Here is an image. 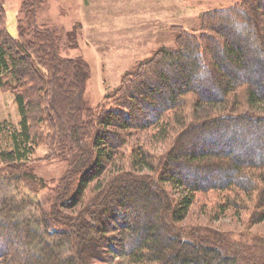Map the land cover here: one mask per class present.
Segmentation results:
<instances>
[{
    "label": "trees",
    "instance_id": "16d2710c",
    "mask_svg": "<svg viewBox=\"0 0 264 264\" xmlns=\"http://www.w3.org/2000/svg\"><path fill=\"white\" fill-rule=\"evenodd\" d=\"M42 2H23L13 38L0 0V91L19 113L0 122V179L13 183L0 202V264H264L221 236L177 228L207 191L222 194L219 217L264 220V0L202 12L198 32L174 30L172 47L126 71L95 107L82 98L87 62L62 57L59 36L36 22ZM203 104L222 107L200 115ZM254 140L259 153L232 156ZM38 148L69 162L53 189L33 171Z\"/></svg>",
    "mask_w": 264,
    "mask_h": 264
},
{
    "label": "rangeland",
    "instance_id": "374dc122",
    "mask_svg": "<svg viewBox=\"0 0 264 264\" xmlns=\"http://www.w3.org/2000/svg\"><path fill=\"white\" fill-rule=\"evenodd\" d=\"M24 1L3 0L6 28L13 38L19 37L17 20L19 16L23 17L22 14L20 15V10ZM240 1L43 0L36 13V22L50 27L59 36L62 57H81L87 62L90 77L86 81L82 98L88 106L95 107L113 92L126 71L150 57L157 49L172 47L174 30L180 27L190 33L198 32V17L202 12L226 9ZM243 49L246 50L252 65L261 64L262 59L255 54L256 52L252 54L246 47ZM219 82L220 80L217 79L213 84L218 86ZM259 83L261 85L259 81L258 90L262 88ZM161 96L165 98L166 93ZM221 107L222 104H203L199 106L198 113L204 115ZM1 121H9L13 124L19 121L17 105L12 95L3 91H0ZM236 134L237 137L243 135V133ZM195 143L198 145L199 141ZM215 148L217 147L207 144L206 150ZM258 148L260 142L254 140L241 150L234 148L232 156L244 159L261 152L259 157L264 159L263 151L259 149L258 152ZM44 153V148L36 149L33 171L48 184L50 189H53L68 171L69 162L59 159L43 160ZM204 166L206 170L213 171L214 176H220V168L213 163H206ZM213 178L210 176L207 180ZM12 188L13 183L9 177L4 176L0 179V202ZM50 189H46L41 194L39 198L41 202L46 199L45 195L51 191ZM221 196V193L214 191L195 193L187 215L177 223L178 231L194 240L204 236H209V239L221 236L233 251L259 261L263 260L264 220L260 223H252L246 212L240 213L241 215L221 214L219 217L218 209L214 204ZM211 209L215 211L212 212ZM209 213L210 218H208ZM118 261L121 259L111 260L109 264Z\"/></svg>",
    "mask_w": 264,
    "mask_h": 264
}]
</instances>
